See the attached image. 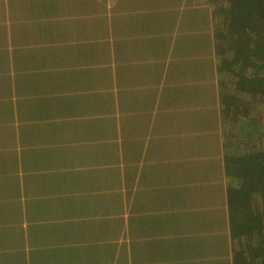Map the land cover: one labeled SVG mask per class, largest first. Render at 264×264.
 <instances>
[{
    "label": "crops",
    "instance_id": "crops-1",
    "mask_svg": "<svg viewBox=\"0 0 264 264\" xmlns=\"http://www.w3.org/2000/svg\"><path fill=\"white\" fill-rule=\"evenodd\" d=\"M211 12L0 0V264H225Z\"/></svg>",
    "mask_w": 264,
    "mask_h": 264
},
{
    "label": "trees",
    "instance_id": "trees-1",
    "mask_svg": "<svg viewBox=\"0 0 264 264\" xmlns=\"http://www.w3.org/2000/svg\"><path fill=\"white\" fill-rule=\"evenodd\" d=\"M200 3L212 7L210 25L215 36L207 52L215 58L217 84L203 73L208 81L200 85L218 87L221 102L225 264H264V0ZM16 27L8 25L3 34L10 68L21 60ZM70 100L71 109H81V100ZM50 108L62 111L58 105Z\"/></svg>",
    "mask_w": 264,
    "mask_h": 264
},
{
    "label": "rangeland",
    "instance_id": "rangeland-1",
    "mask_svg": "<svg viewBox=\"0 0 264 264\" xmlns=\"http://www.w3.org/2000/svg\"><path fill=\"white\" fill-rule=\"evenodd\" d=\"M203 28H204V26H203V25H200V29H203ZM207 41H208V39H205V40H204V42H207ZM9 128H12V129H13L14 126H13V127H9ZM113 154H114L113 152L109 153V155H113ZM107 155H108V154H104V157L102 158L103 162H104V163H107V161H109V162L111 161V162H112V161L114 160V159L112 158V156L108 157ZM10 165H11V166H14V160L11 161ZM104 178H106L105 175H104ZM104 211H105V208H104Z\"/></svg>",
    "mask_w": 264,
    "mask_h": 264
}]
</instances>
